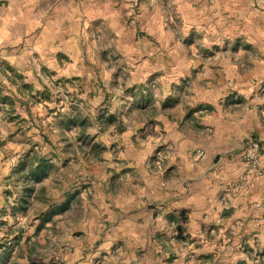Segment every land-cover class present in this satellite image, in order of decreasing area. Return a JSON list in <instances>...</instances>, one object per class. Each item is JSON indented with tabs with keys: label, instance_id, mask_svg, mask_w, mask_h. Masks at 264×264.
Returning <instances> with one entry per match:
<instances>
[{
	"label": "clouds",
	"instance_id": "clouds-1",
	"mask_svg": "<svg viewBox=\"0 0 264 264\" xmlns=\"http://www.w3.org/2000/svg\"><path fill=\"white\" fill-rule=\"evenodd\" d=\"M0 89L6 264H264V0H0Z\"/></svg>",
	"mask_w": 264,
	"mask_h": 264
},
{
	"label": "rangeland",
	"instance_id": "rangeland-1",
	"mask_svg": "<svg viewBox=\"0 0 264 264\" xmlns=\"http://www.w3.org/2000/svg\"><path fill=\"white\" fill-rule=\"evenodd\" d=\"M65 60H67V58H65ZM9 71H12L13 73V77L14 79H11V83L15 84L17 80H22V77L15 72V70L9 68ZM74 86H80L81 90H83V81H75L74 82ZM18 92H20L21 94H23L25 91L31 93L32 89L30 85H21L18 89ZM139 91V89L137 90ZM44 99H48L50 100L51 97L48 94H45L43 96ZM33 99H36V97H33ZM8 105L9 111L7 113L9 122L15 121L17 124L16 127V132L14 133V137H10V139L13 138H19L21 141H23L24 143H27L31 149V156L33 155H37L38 157L42 158L41 156V151L42 148L44 146H47L49 144H51V140L49 138V136L47 134H41V137L39 140H34L33 138L29 137L28 132L31 131L30 128H26V124L27 121L24 120L22 118L21 115H19L17 113V108L20 107L21 109H23L24 105V101L20 100L18 97H15L14 95H10V96H5L3 94V90L0 89V105ZM2 110V109H0ZM59 118V117H58ZM73 123H78L80 124L82 127L85 126V121L82 120L79 115H77L76 120ZM253 139L257 142L260 143V147H261V152L262 154H264V141L260 140V131L259 129H257V131L253 134ZM0 147H3V144L0 143ZM103 151V147L101 145H96L95 146V152L97 154V156H99L100 152ZM57 152V158H60L61 156H63V152L61 149H56ZM44 159V158H43ZM45 160V159H44ZM46 161V160H45ZM15 181L13 179V177H7L6 178V182H5V195L6 196H11L12 195V191L11 188L9 186L14 185ZM91 200V197H84L83 194H78L76 197V203H81L82 200ZM51 217V213H49V215L47 217L45 216H41V219L47 220ZM7 226V222L6 221H0V228L6 227ZM9 232H11V229H9ZM39 234V233H38ZM188 241L191 242L192 238L191 236H189ZM22 241H24V233L21 231L20 235L15 237L14 243L16 245H19ZM5 243L6 242H0V249L5 247ZM27 243L31 244L32 243V238L29 237L27 240ZM32 249H30L31 251ZM8 251H12L11 248L8 249ZM173 257H170V259H166L165 262L172 260ZM206 260H211L212 257H206ZM8 260V256L7 254H5L3 256V258H0V264H6V261Z\"/></svg>",
	"mask_w": 264,
	"mask_h": 264
},
{
	"label": "trees",
	"instance_id": "trees-1",
	"mask_svg": "<svg viewBox=\"0 0 264 264\" xmlns=\"http://www.w3.org/2000/svg\"><path fill=\"white\" fill-rule=\"evenodd\" d=\"M29 164L34 175L44 174L48 170L46 167V161L37 155L30 156ZM37 165H39V167H37Z\"/></svg>",
	"mask_w": 264,
	"mask_h": 264
},
{
	"label": "crops",
	"instance_id": "crops-1",
	"mask_svg": "<svg viewBox=\"0 0 264 264\" xmlns=\"http://www.w3.org/2000/svg\"><path fill=\"white\" fill-rule=\"evenodd\" d=\"M107 227V225H105ZM158 248L163 249L165 252L169 251L168 245L165 243L164 238H160L159 240H156L153 242ZM170 259V257H169ZM164 264H171V260L164 262Z\"/></svg>",
	"mask_w": 264,
	"mask_h": 264
}]
</instances>
